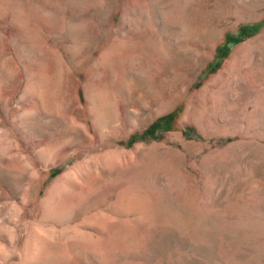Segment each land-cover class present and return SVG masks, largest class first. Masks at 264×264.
I'll return each instance as SVG.
<instances>
[{"label": "rangeland", "instance_id": "obj_1", "mask_svg": "<svg viewBox=\"0 0 264 264\" xmlns=\"http://www.w3.org/2000/svg\"><path fill=\"white\" fill-rule=\"evenodd\" d=\"M0 264H264V0H0Z\"/></svg>", "mask_w": 264, "mask_h": 264}, {"label": "bare ground", "instance_id": "obj_2", "mask_svg": "<svg viewBox=\"0 0 264 264\" xmlns=\"http://www.w3.org/2000/svg\"><path fill=\"white\" fill-rule=\"evenodd\" d=\"M231 2V1H230ZM160 86V85H159ZM155 93V92H154Z\"/></svg>", "mask_w": 264, "mask_h": 264}]
</instances>
